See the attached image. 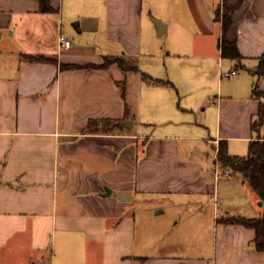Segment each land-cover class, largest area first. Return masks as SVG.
<instances>
[{"label": "crops", "instance_id": "0c3cea01", "mask_svg": "<svg viewBox=\"0 0 264 264\" xmlns=\"http://www.w3.org/2000/svg\"><path fill=\"white\" fill-rule=\"evenodd\" d=\"M222 2L50 0L43 12L38 0H0V264H264L255 230L228 223L262 216L261 200L217 162L221 140L244 156L264 138L253 128L264 72L250 77L264 54V0H227L239 3L226 36L235 60L221 56ZM153 12L176 21L175 55L209 68L216 95L188 99L174 78L139 70L144 32L168 30ZM116 58L123 67H99ZM222 68L249 92L221 93ZM195 111L201 121L181 120Z\"/></svg>", "mask_w": 264, "mask_h": 264}, {"label": "rangeland", "instance_id": "374dc122", "mask_svg": "<svg viewBox=\"0 0 264 264\" xmlns=\"http://www.w3.org/2000/svg\"><path fill=\"white\" fill-rule=\"evenodd\" d=\"M148 2H151L152 0H147ZM184 7L181 8V24L184 29L187 31H191L189 20L187 17V14L184 13ZM157 11V10H156ZM222 13V11H221ZM153 16L159 15L160 17H163L165 23L168 24V30L163 36H157L153 33H146L144 32V44L146 52L149 53V59L147 58V63L145 66L140 67L141 72L154 74V75H164L165 79L172 80L173 78L176 80L177 85H179L181 92L188 94V99H193L192 97H204L209 98L207 96L208 94L212 95V91L214 92V95H216L217 91V82L213 80V77L210 75L211 71L209 68L207 69L205 66L200 65L197 61L193 59V55H190L189 53L182 54V55H175V49L173 47L174 43V31H175V23L176 21L167 14H163L160 12H153ZM149 18H151L149 16ZM151 20V19H150ZM150 26L151 23H149ZM173 51V52H172ZM169 53H171L169 55ZM175 66H180L182 68L185 67V75L182 74L180 71V75L178 76ZM193 69H190L192 68ZM222 73H225L226 71L222 68ZM236 71L238 75H241V79H244V76H247L248 71L244 70V67L241 65H236ZM228 72V71H227ZM263 73L260 72V67L255 68L254 70H251L250 77H259ZM219 89L221 93H225L226 95H239L241 94H247L249 92V83L245 85V83L242 85L239 82L240 77L238 76H230V77H219ZM249 78V77H248ZM184 94V95H185ZM179 95V100L182 99V94ZM213 97V96H212ZM212 100V98H210ZM207 105V102L205 104ZM204 105V106H205ZM207 116L209 115V111L207 110ZM203 111H195L194 115H191V117H182V121H185L187 123H192L193 121H201ZM210 118V115H209ZM211 120H214L212 117ZM209 129V128H208ZM208 132L211 134V130L209 129ZM261 135H264V124L260 128ZM206 135V134H204ZM149 205L142 206L140 204V210H148ZM140 210H138L137 217L140 218ZM142 211L141 215L143 214ZM149 211V210H148ZM148 213V212H147ZM14 260L20 261L23 259L22 256H14ZM48 260V259H47ZM22 263V262H19ZM49 263V262H48ZM33 264V263H32Z\"/></svg>", "mask_w": 264, "mask_h": 264}, {"label": "trees", "instance_id": "16d2710c", "mask_svg": "<svg viewBox=\"0 0 264 264\" xmlns=\"http://www.w3.org/2000/svg\"><path fill=\"white\" fill-rule=\"evenodd\" d=\"M38 1L41 5V11L50 12L52 10L49 5L50 0ZM236 5L228 4L227 0H223L221 6L216 10L215 13V20L219 21L222 27V38L220 40L221 56L223 58L234 60L241 58L236 48V39L233 38L232 40H227L226 36L232 25V12ZM261 61L264 63V54L261 57ZM112 62L118 63L123 67V61L118 58L111 61L106 60L105 63L99 67H105ZM253 95L257 98H264V92L260 91L256 84L253 88ZM263 123L264 102H261L257 119L253 124V128L257 130L263 125ZM217 162L223 167L239 173L242 178L250 185L252 190L258 195L264 208V138L250 141L248 152L244 156L229 154L227 149V141L221 140L217 148ZM228 223L240 224L254 229V246L258 251L264 252V212L262 216L257 218L233 217L228 220Z\"/></svg>", "mask_w": 264, "mask_h": 264}, {"label": "water", "instance_id": "95a60500", "mask_svg": "<svg viewBox=\"0 0 264 264\" xmlns=\"http://www.w3.org/2000/svg\"><path fill=\"white\" fill-rule=\"evenodd\" d=\"M152 20H153V22H154V24H155V26H156V29H157V33H158V35H162V34L164 33V24H163L160 20H158V19L153 18ZM260 72H261V73L264 72V64H263V63L260 64ZM126 125L131 126L132 123H129V124H126ZM110 194H111V192L108 191V192H107V195H110ZM116 196H117L120 200H123V201L129 199V194H116ZM259 204L261 205L262 202H260Z\"/></svg>", "mask_w": 264, "mask_h": 264}, {"label": "built area", "instance_id": "2783aa9c", "mask_svg": "<svg viewBox=\"0 0 264 264\" xmlns=\"http://www.w3.org/2000/svg\"><path fill=\"white\" fill-rule=\"evenodd\" d=\"M58 44L61 48H64V49H69L70 46H71V41L66 38L63 34H61L58 38ZM235 71H231V72H225V73H221V77H230V76H233L235 75Z\"/></svg>", "mask_w": 264, "mask_h": 264}]
</instances>
